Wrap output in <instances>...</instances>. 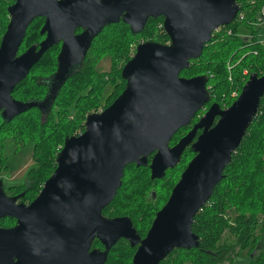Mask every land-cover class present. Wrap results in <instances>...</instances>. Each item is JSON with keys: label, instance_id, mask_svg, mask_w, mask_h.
<instances>
[{"label": "water", "instance_id": "95a60500", "mask_svg": "<svg viewBox=\"0 0 264 264\" xmlns=\"http://www.w3.org/2000/svg\"><path fill=\"white\" fill-rule=\"evenodd\" d=\"M8 10L10 20L0 41V111L9 119L37 105L12 98L14 86L63 38L61 61L77 26L84 29L77 39L85 50L102 25L118 21L120 15L135 33L149 17L162 16L169 42L136 45L121 69L126 81L122 92L102 111L86 115L83 132L65 138L55 169L28 206L17 205L19 195H8L0 179V218H17L14 227H0V264H40L44 252L72 250L64 229L74 225L87 227V241L97 236L104 243L105 249H94L92 257V264H104L110 246L127 236L122 228L127 217L106 218L101 213L120 187L126 165H145L148 154L155 152L150 177L161 178L178 162L194 131L203 127L192 144L196 154L140 241L132 264H158L174 248L196 246L193 217L223 178L232 152L257 114L264 72L251 73L229 106L213 102L176 144L170 147L168 142L211 99L206 75L185 77L180 72L201 55L217 27L233 22L237 1L15 0ZM40 15L46 17L41 29L47 31L46 38L39 49L31 46L18 54L28 25ZM215 116L218 120L210 126Z\"/></svg>", "mask_w": 264, "mask_h": 264}, {"label": "trees", "instance_id": "16d2710c", "mask_svg": "<svg viewBox=\"0 0 264 264\" xmlns=\"http://www.w3.org/2000/svg\"><path fill=\"white\" fill-rule=\"evenodd\" d=\"M236 1L243 17L238 18L237 15L232 23L214 31L201 55L192 59L189 67L180 72V76L185 77L206 75L211 99L222 108L235 99L230 96L232 89L241 90L251 73L261 75L264 72V46L254 30L263 19L259 11L264 6V0ZM162 22V16L151 17L139 33H133L123 23L113 24L109 26L105 38L99 37L93 45L92 54H107L112 65L109 71L100 75L102 79H107L110 88L107 105L122 92L126 84L121 76L123 66H117L118 61L122 60V65L125 64L134 52L132 47L142 40L169 42ZM243 28L250 34V39L241 35ZM136 37L139 38L138 42ZM24 47L27 45L22 43L20 49ZM91 64V61L85 62L83 67L69 76L71 79L61 89L63 82L60 83L56 92L60 89L61 96L55 99V103L61 109H46L44 119L37 110L27 114L25 111L29 108L10 119L1 113L0 151L7 138L14 140L15 148L21 146V141L30 139L34 160L26 171V183L10 185L5 189L7 194L23 189L21 200H33L55 169L56 155L65 138L83 132L86 115L98 110L100 92L95 97L91 96L95 87ZM49 65L47 59L36 65L15 85L12 98L22 103L38 101L39 98L31 97L40 86L36 79L47 72ZM243 70H247V73L243 74ZM53 71L54 67L47 75H52ZM5 149L0 152V170L7 168L9 154L3 155ZM223 175L214 186L210 198L193 217L191 231L197 235V245L174 248L158 264H232L238 252L244 249L247 250L244 264H264V247L255 234L259 223L264 222V95L256 116L232 152ZM147 179V166L126 165L121 179L123 188L117 189L110 203L138 201Z\"/></svg>", "mask_w": 264, "mask_h": 264}, {"label": "flooded vegetation", "instance_id": "af4514ba", "mask_svg": "<svg viewBox=\"0 0 264 264\" xmlns=\"http://www.w3.org/2000/svg\"><path fill=\"white\" fill-rule=\"evenodd\" d=\"M14 2L15 0H0V41L3 33L7 28V24L10 20V13L8 10L9 6L12 5ZM45 18H46L45 16L40 15L31 20L22 40V43H25L27 45L26 49L31 46H34L36 49L40 48L41 42L46 38L47 35V31H43V32L41 31L45 23ZM119 23L125 24L131 31L130 26L126 22H124L123 15H120L118 21L110 22L102 25L99 32L91 39L90 43L87 44L85 50L83 49L84 42L81 39H77V36L81 32H83L84 29L81 26H77L73 31L74 37L72 36V39L68 40L71 46L66 50V52H64V56L62 57L61 61L59 59V54L61 52L64 39L61 38L60 40L49 46L46 49V51H44V53L40 56L36 64H34L33 67L28 72L29 74L36 67V65L42 64L46 59L50 64L49 66H47L46 69L47 72L43 74L42 77L38 76L36 79L37 83L40 84V86L38 89H36V92L31 97L39 98L37 99L38 101L33 100V102H36L37 105L32 106L25 112L27 114H30V113H35V111L37 110L39 111V115L41 119H44L48 111L46 109H61V107L56 105L55 103V99L61 96L59 94L60 89L65 85L68 79H71V77L69 76L72 73L75 74L81 67L84 66L85 62L90 63V61L92 63L91 71L94 70L93 75L95 80V87L91 96L95 97L96 95H98L97 94L98 91L100 92L99 94L100 105L98 106V110L92 112H99L102 111L104 108H106L108 106L106 103V98L108 96V82L106 78L102 79L100 76L106 71L102 69H97V64L100 60L102 61V58L107 54H102L100 56L94 55L92 54V48L93 45L97 42L99 37H101V39L105 38V35L108 32V28L110 25L119 24ZM18 54H20V52H18ZM120 61L123 62L122 60ZM52 67H54V71L52 75L48 76L47 74L52 69ZM62 82L63 84L60 86V89L56 92V89ZM98 83H99V88L97 87ZM213 102L214 101L210 99V101L205 103L201 109L196 111L190 122L185 126L179 128L172 135V137L168 142V145L170 147L173 146L180 140V138L186 135L194 127V125L200 120V118L206 113V111ZM0 116H1V111H0ZM217 120H218V116H215L210 126H213L217 122ZM202 130L203 127L201 128L198 127L194 131L191 142L188 145H186L185 148L183 149L178 162L173 167L167 168L165 170L164 176L161 178L150 177L149 165L155 152H151L150 154H148L147 163L144 166L148 167L149 180L147 179L145 181V189L141 191L138 201L128 202V203H121V202L109 203L102 208L101 213L106 218L127 217L128 222L130 224V226H128L126 224L128 223L127 220L124 221L126 226L122 228L125 230L127 236L119 237L110 246L104 264H132L133 256L137 251L138 246L140 245V241L146 236L157 212L162 208V206L168 200L172 188L180 179L181 173L187 166L188 162L196 154V152L192 147V144L196 141L197 137L202 132ZM20 143L21 144L19 145L21 146L28 143L31 144V140L26 139L21 141ZM31 157L33 160L32 153H31ZM162 181H165L166 186L165 184H160ZM23 183H26V173L22 175L21 181L10 185H14V184L21 185ZM120 187L123 188V186L121 185ZM8 195L10 196L19 195L16 204L20 206H28L32 201V199L30 201L21 200V197L24 195L23 189L20 191H15L14 193ZM1 222H4V225H1ZM16 223H17V218L14 216L8 215L0 218V227L3 228H12L16 225ZM64 230L66 232L65 235L68 236L69 238L67 244L72 247V250L70 251L64 250L63 248L61 250H57L53 252L50 251L44 252L42 253L43 257L40 259V264H62V263L77 264V262L84 264H92L93 250L98 249L100 251H103L105 249L104 243L97 236L94 238L91 237L90 240L87 241V233H86L87 227H83V225L78 227L74 225L70 228H65ZM60 241L64 246L63 240ZM51 255L57 257L51 258L49 257ZM15 261H17V258L14 259V262Z\"/></svg>", "mask_w": 264, "mask_h": 264}, {"label": "rangeland", "instance_id": "374dc122", "mask_svg": "<svg viewBox=\"0 0 264 264\" xmlns=\"http://www.w3.org/2000/svg\"><path fill=\"white\" fill-rule=\"evenodd\" d=\"M254 28H255L254 29L255 33L258 35V38H260L259 40H264V18L261 20L260 23L256 24V26ZM243 29H244V31H241V35H245L249 38L250 34H248V32L246 31L245 28H243ZM214 31H216V30H214ZM228 31H230V30H228ZM133 33H135V32H133ZM136 33H139V32H136ZM135 40L138 42L139 38L136 37ZM141 42H143V40ZM131 45H132V43H131ZM135 47H132V48H134V51H135ZM25 49H26L25 47L23 49H19L18 52L22 53L25 51ZM254 53L256 54V52H254ZM100 61L97 64V69H102L104 71H109L111 69L110 68V67H112L111 61H110L109 57H107V55L102 58L101 62ZM117 66H123L122 62L120 60L118 61ZM108 89L110 90L109 86H108ZM231 91H230V94H231ZM13 141H14L13 139L7 138L6 142L4 143V147H6V149L3 152V155L9 154L8 158H7V162H6L7 168L4 170L3 169L0 170V179H1L4 190L7 189L10 184L17 183V182L21 181L22 175L26 173L27 169L33 163V160L31 157V144H29V143L24 144L18 148H15V146H14L15 144L13 143ZM18 141H20V140H18ZM19 144H21V143H19ZM4 147L0 151L1 153L4 149ZM160 184H165V186H166L165 181H162ZM260 219H261V217H260ZM1 225H4V222H1ZM255 234L257 235L258 239H260L262 247H264V222H263V224H262V222L259 223L257 231ZM246 251L247 250H245V249L240 250L238 252L237 257L235 258V260L233 261L232 264H244V261L247 258V252Z\"/></svg>", "mask_w": 264, "mask_h": 264}, {"label": "built area", "instance_id": "2783aa9c", "mask_svg": "<svg viewBox=\"0 0 264 264\" xmlns=\"http://www.w3.org/2000/svg\"><path fill=\"white\" fill-rule=\"evenodd\" d=\"M259 13H260L261 16L264 18V6L260 9ZM237 15H238V18H242V17H243V13H242V12H239V10H238V12H237V14H236V16H235V19H236ZM235 19H234V20H235ZM234 20H233V21H234ZM221 27H222V26H219L216 30H219ZM260 42H261L262 45L264 46V40H260ZM230 68H231V67L229 66L228 69H230ZM246 73H247V70H243V74H246ZM239 93H240V90H239L238 88H235V89H233V90L231 91L230 96H231L232 98H236V97L239 95Z\"/></svg>", "mask_w": 264, "mask_h": 264}, {"label": "bare ground", "instance_id": "6f19581e", "mask_svg": "<svg viewBox=\"0 0 264 264\" xmlns=\"http://www.w3.org/2000/svg\"><path fill=\"white\" fill-rule=\"evenodd\" d=\"M217 28H218V27H217ZM217 28H216V29H217ZM216 29H215V30H216ZM213 32H214V31H213ZM212 34H213V33H212Z\"/></svg>", "mask_w": 264, "mask_h": 264}]
</instances>
